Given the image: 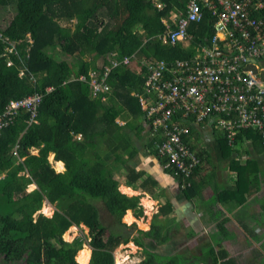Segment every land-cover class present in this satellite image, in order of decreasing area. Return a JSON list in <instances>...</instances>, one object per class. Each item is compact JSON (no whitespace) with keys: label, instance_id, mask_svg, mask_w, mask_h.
Wrapping results in <instances>:
<instances>
[{"label":"trees","instance_id":"16d2710c","mask_svg":"<svg viewBox=\"0 0 264 264\" xmlns=\"http://www.w3.org/2000/svg\"><path fill=\"white\" fill-rule=\"evenodd\" d=\"M188 1L158 0L164 5L159 9L154 0H0V20L4 10L14 11L5 29H0V115L10 101L36 93L42 99L33 121L32 111L20 108L12 122L3 121L7 124L0 128V264H76L74 257L83 240L78 237L68 244L62 237L70 226L79 227L81 222L89 230L90 264H115V250L129 241L145 254L139 264H264V136L256 128L216 136L212 149L223 169L234 172V182L217 195L220 203H201L195 209L209 216L207 222L218 221L205 256L158 254L157 246L170 236L171 225L160 226L156 216L147 232L121 222L128 208L137 219L144 212L135 198L117 191L118 175L125 177L128 186L150 193L156 190L154 180H139L144 173H138L134 163L141 149L159 158L189 200L202 196L217 168L201 174L204 159L211 165L213 160L189 143L197 130L191 126H216L213 123L227 119L225 115L215 113L198 122L197 113L185 115L179 104L169 119L155 127L153 122L163 119L162 115L149 117V111L142 108L145 99L149 108L158 109L163 95L171 92V87L163 85L162 93L147 87L152 80L148 64L165 60L172 71L166 72L164 81L176 86V63L202 61L203 48H212L216 42V19L205 8L197 20L190 21L183 43L170 46L158 39L171 10L188 16ZM217 42L218 50L228 54V43ZM11 47L14 51L9 53ZM9 60L12 66L7 65ZM263 67L264 63H242L239 71L264 74L260 72ZM185 70L181 67L178 75ZM100 82L103 85L94 94L93 85ZM175 128L189 130L180 134L181 144L197 160L189 177L159 151ZM246 145L248 150L242 155L240 148ZM33 148L38 156L31 154ZM50 153L64 163L65 173L54 171ZM32 183L38 188L28 193ZM45 199L55 205L51 219L35 215ZM104 210L112 222L105 224ZM171 211L168 204L160 208L165 215ZM235 229L246 238L239 244L240 253L231 255L223 242Z\"/></svg>","mask_w":264,"mask_h":264},{"label":"built area","instance_id":"2783aa9c","mask_svg":"<svg viewBox=\"0 0 264 264\" xmlns=\"http://www.w3.org/2000/svg\"><path fill=\"white\" fill-rule=\"evenodd\" d=\"M201 8L207 9L216 19L215 33L226 32V38L220 41L228 43L226 49L229 53L225 54L218 50L219 38L216 33L217 40L214 39L216 41L214 46L203 48L205 57L202 61L176 63L173 72L176 75V86L173 84L170 86L164 81L166 72L172 71L166 61L160 60L148 64L152 80L147 82V87L152 86L162 93L160 87L163 85L165 88L171 87V92L163 95L164 101L159 104L158 109L149 108L145 99H142V108L149 111V117L158 113L162 115L163 119L159 118L153 122L155 127H158L162 120L169 119L174 108L180 104L185 110V115L192 113L196 116L197 113L198 122L219 113L227 117V119L222 118L220 124L227 128L230 134L242 128H256L262 130L264 136V76L252 69L239 71L242 63L253 65L264 63L261 60L264 53V0H189L188 16L180 13L175 18L180 37L182 35L186 37L190 21L197 20ZM221 23L224 28L219 27ZM177 37L176 33H172L168 41L174 43ZM13 51L14 47H11L9 53ZM217 53L221 56L218 57ZM154 63L156 67H152ZM11 65L12 62H8V66ZM177 66L186 68L182 76L178 75L180 68L177 69ZM261 71H264V67ZM102 85L103 82L93 85L95 94ZM41 100V95L36 93L22 100L12 101L0 115V128L8 121L12 122L16 110L20 108L32 111L30 113L31 116L34 115V119ZM3 121L7 122L3 123ZM188 131L187 128H175L168 134V141L159 148L161 154L165 153L168 156L170 164L178 168L186 177L191 175L197 164L195 157L180 142V134Z\"/></svg>","mask_w":264,"mask_h":264},{"label":"crops","instance_id":"0c3cea01","mask_svg":"<svg viewBox=\"0 0 264 264\" xmlns=\"http://www.w3.org/2000/svg\"><path fill=\"white\" fill-rule=\"evenodd\" d=\"M9 62L12 61L9 60ZM261 69L260 72L262 73L263 71H261ZM23 74L24 71L21 70L20 76H22ZM31 79L35 82V79L33 77H31ZM11 102L12 101H10V103ZM222 118H220L219 120L213 123L216 126H212L210 124H206V125L204 124V126H201V124H196V125L194 124L191 126V129L194 128L197 130L194 132L193 137L190 138L189 143L192 144L193 146L195 145L194 150L197 153L204 155L209 161L210 160L214 161V164L211 165L209 162L206 163V160L204 159L203 164L201 163V167H200L201 174L208 175L210 174L211 171L210 168L215 169L217 167L216 171L213 170L212 172L213 178L211 179L210 184H208L207 187H205V189L202 191V196H200L199 198L195 197V199L192 200L187 199L185 193H181L179 191L176 179L171 175H169L164 170L165 167L163 168V166L161 165L162 162H160L159 158H157V156H154L153 154H149V152H147L145 148L140 150L138 162L134 163L137 172L144 173V175L140 177L141 179L139 180L140 181L143 180L149 181L150 179L152 181L154 180L156 182L155 185L156 190L150 193L148 191L140 190L139 187H134V186L131 187L133 188V191H139L140 194L148 193L155 202L157 211H155V213H153L152 216L150 217L145 216L143 214L142 220L141 217L137 219L134 216V214L133 216L140 222H145L146 219L149 220L150 229L154 216H156V220H155L156 223L159 224L160 226L166 225L168 223L169 225H171V228L168 229V233L170 234V236L164 239L165 242L161 243V245L158 244L157 246V251L162 254H166L167 252L170 254L175 253V254L187 255L188 257L193 255L195 257H202V255L205 256V253L211 246L210 235L215 225L218 224L217 223L218 221L214 220L212 222H207V217L209 216L205 215L203 211L199 213L195 209H198L201 203H220L217 199V195H219V193L223 189L230 186L234 182L233 181L234 176H232L231 173L233 171L223 169L224 164L219 161L217 157V153L212 149L213 145L217 143L216 136L222 134L225 135L227 134L228 131L227 128L223 127L220 124ZM208 154L210 155L211 158L207 156ZM54 162H58V161H55L54 159ZM51 166L54 168V165L51 164ZM123 174L125 175V173ZM116 178L120 179L121 182L120 186L129 187L125 183L124 180L125 177L121 179L120 176L118 175ZM32 184L36 185V189L38 188L36 183H32ZM262 186L264 187V183ZM256 195H258V192L256 193ZM253 199L254 196L249 198V201H252ZM45 203L50 204V202L47 199H45L44 204ZM194 203H196V208L193 207ZM167 204L171 206L172 211L168 215L160 213V208L164 207ZM216 207L221 208L222 205L217 204ZM143 212H145L144 208H143ZM135 225L136 224H133V226ZM135 227H136V231L141 230L140 228L137 227V225ZM136 231L134 232L133 236L137 234ZM165 234H166V229H163L161 231V235L165 237ZM245 238L246 237L244 236L242 237V234H240L239 229H235L233 230V232L230 233L229 240L224 241L223 245L229 249L231 255H237L240 253L239 244H241ZM131 242L134 243L133 241ZM138 248L141 249L142 251L141 252L142 259L138 261L140 263L144 260L145 254L142 248L140 247ZM205 258L206 261L210 263V260L207 257ZM200 264H205V263L201 261Z\"/></svg>","mask_w":264,"mask_h":264},{"label":"clouds","instance_id":"9594fccd","mask_svg":"<svg viewBox=\"0 0 264 264\" xmlns=\"http://www.w3.org/2000/svg\"><path fill=\"white\" fill-rule=\"evenodd\" d=\"M154 2H156L159 5L158 6L159 9L164 8V5L162 3H158V0H154ZM176 16H177V13H175V11L171 10L169 12V18L164 20V22L166 24V29L161 35L158 36V39L162 40L163 44L173 46V45H177L178 43H183L185 40L183 35L180 37L179 32H175L178 35L176 41L174 43H171L168 41V39H170V34L173 33L175 30H177V28H178V25H177V22L175 19ZM219 27L224 28L223 23H221L219 25ZM189 32H190V28H188L187 34H189ZM229 34L230 33H228V35ZM217 38H219V40L216 39V33H215V38H214L215 40H217V41L224 40L226 38L225 32H218ZM156 61H160V60L157 59V60H154L153 62H156ZM163 61H165V60H163ZM13 107H15V104H13ZM43 146L44 145L41 144V147H43ZM31 151H32V154L34 156H38V154H39L38 150L33 148V149H31ZM54 157H55L54 153L49 154L48 160H49L50 164H52V162L54 161ZM54 171L58 175L65 173L66 168H65L64 163L62 161L55 162ZM35 190H36L35 184L28 185V187L26 189V191L28 193H31ZM117 191H119L122 195H125L129 198H131L133 196H140L141 195L139 191H133V188L131 186H129V187L120 186V187H118ZM141 206L145 209V212H144L145 216L150 217L154 211H157V209L155 208V202L153 201V199L151 198V196L148 193H144L143 196L140 198V203L137 207H141ZM41 213L49 219H51L52 216L54 215V212L50 208H48L47 206H43L35 215H40ZM142 219H143V217H141V220ZM121 222L129 228H131L133 226V224H136L137 227L140 228L144 232H147L150 230L149 225L141 223L140 221H138L133 216V210L131 208L126 209L125 215L122 217ZM79 228L83 229L85 233L88 232L86 225L83 224L82 222L80 223ZM78 235H79L78 229L75 225H73V226H70L68 228V230L63 234L62 239L66 243L71 244V243H73L74 239ZM124 248L131 249V251L133 253H135L137 251L135 244L132 243L131 241H129V243L127 245H125L123 243L120 245V249H124ZM91 258H92V252H91V249L87 246V244H84L82 249L74 257L76 264H90ZM117 264H139V262L135 259H130V256L128 254L121 255L120 251L118 249L117 250Z\"/></svg>","mask_w":264,"mask_h":264},{"label":"rangeland","instance_id":"374dc122","mask_svg":"<svg viewBox=\"0 0 264 264\" xmlns=\"http://www.w3.org/2000/svg\"><path fill=\"white\" fill-rule=\"evenodd\" d=\"M13 16H14V11H13V10H11V9H9V10H4V11L2 12V17H1V20H0V29H5V26L10 22V20L13 18ZM139 33L141 34L142 31H140ZM1 37H2V33H0V38H1ZM2 38H3V37H2ZM9 50H11V48H9ZM33 116H34V115L32 114V120H31V121H33ZM121 124H122V123H121ZM240 150H241V152H242L241 154L244 155V152H245L246 150H248L247 145L241 147ZM213 164H214V161H213ZM213 164H212V165H213ZM52 165L55 166V162H54V161L52 162ZM142 196H143V194H141L140 196H133V198H135V199L137 200V202L140 203V198H141ZM247 201H249V198H247L246 202H247ZM43 206H47V207L50 208L53 212L55 211V205H50V204H48V203H45ZM142 208H143V207H142ZM155 208H156V206H155ZM102 209H104V208H102ZM153 213H155V211H154ZM153 213H152V214H153ZM152 214H151V216H152ZM101 217L104 219L105 224H106V222L109 223V222H112V221H113L112 217L109 215V213H108L106 210H104V211L101 213ZM141 223H143V224H147V225L150 224L149 220H147V219H146L145 222H141ZM77 229H78L79 235L76 236L75 239H77V238L79 237V239H82V240H83V243H84V244H87V246L90 248V246H89V241H90L89 232L85 233L84 230H83V229H80L79 227H77ZM70 235H71V234H70ZM75 239H74V240H75ZM125 245H127V244H125ZM136 248H137V251H136L135 253H133V252L131 251V249H128V248L120 249V246H119V247L115 250V252H114V256H115V259H116L115 264H117V250H118V249H119L121 255L128 254V255L130 256V259H135V260H137V261L141 260V259H142V256H141V252H142V251H141V249H139L138 247H136ZM260 250H262V248H260ZM178 251H179V250H178ZM91 252H92V250H91ZM157 253H158V254H161V253L158 252V251H157ZM171 255L174 256V257H177V256H176L177 254H175V253H171Z\"/></svg>","mask_w":264,"mask_h":264},{"label":"water","instance_id":"95a60500","mask_svg":"<svg viewBox=\"0 0 264 264\" xmlns=\"http://www.w3.org/2000/svg\"><path fill=\"white\" fill-rule=\"evenodd\" d=\"M217 56L219 57V56H221V54L220 53H217ZM253 61H255V60H253ZM115 262H116V259H115Z\"/></svg>","mask_w":264,"mask_h":264}]
</instances>
